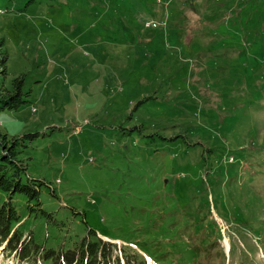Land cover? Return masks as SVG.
Instances as JSON below:
<instances>
[{"label":"rangeland","instance_id":"374dc122","mask_svg":"<svg viewBox=\"0 0 264 264\" xmlns=\"http://www.w3.org/2000/svg\"><path fill=\"white\" fill-rule=\"evenodd\" d=\"M0 43L30 93L0 132L44 182L25 242L264 264V0H0Z\"/></svg>","mask_w":264,"mask_h":264},{"label":"trees","instance_id":"16d2710c","mask_svg":"<svg viewBox=\"0 0 264 264\" xmlns=\"http://www.w3.org/2000/svg\"><path fill=\"white\" fill-rule=\"evenodd\" d=\"M0 43V48H1ZM0 68L6 76L7 56L0 54ZM25 78L16 77L10 87L0 90V111H18L28 101L29 92L24 91ZM35 134L10 137L0 132V248L3 254H12L20 262L39 260L44 264H114L111 261V247L101 244L96 238L93 241L81 240L72 250L55 252L43 250L32 238L22 241V229L27 219L37 212L46 214L41 208L40 191L44 182L33 179L28 174V159L23 158L27 140ZM40 248L42 250H40ZM40 250V251H39ZM125 264H144L136 255L123 253ZM120 264L119 259H115Z\"/></svg>","mask_w":264,"mask_h":264},{"label":"bare ground","instance_id":"6f19581e","mask_svg":"<svg viewBox=\"0 0 264 264\" xmlns=\"http://www.w3.org/2000/svg\"><path fill=\"white\" fill-rule=\"evenodd\" d=\"M225 243H226V246H228V245H227V241H225Z\"/></svg>","mask_w":264,"mask_h":264}]
</instances>
